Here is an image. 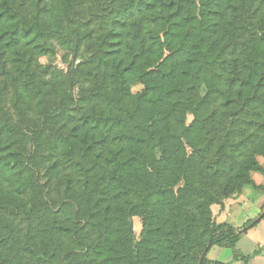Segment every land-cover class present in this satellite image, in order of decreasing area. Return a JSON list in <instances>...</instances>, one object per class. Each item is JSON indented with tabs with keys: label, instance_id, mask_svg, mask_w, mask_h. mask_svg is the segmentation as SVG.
Segmentation results:
<instances>
[{
	"label": "trees",
	"instance_id": "trees-1",
	"mask_svg": "<svg viewBox=\"0 0 264 264\" xmlns=\"http://www.w3.org/2000/svg\"><path fill=\"white\" fill-rule=\"evenodd\" d=\"M0 67V264L258 254L211 206L264 193V0H0Z\"/></svg>",
	"mask_w": 264,
	"mask_h": 264
},
{
	"label": "rangeland",
	"instance_id": "rangeland-1",
	"mask_svg": "<svg viewBox=\"0 0 264 264\" xmlns=\"http://www.w3.org/2000/svg\"><path fill=\"white\" fill-rule=\"evenodd\" d=\"M51 47L52 53L49 56L39 58L41 71L47 72L49 68H53L64 73L67 72L69 63L72 62L71 51L62 49L58 42L52 43ZM85 59L86 56H83L82 58L76 59L74 63L78 64ZM3 77V70L0 67V80ZM134 91L137 90L135 89ZM190 119L191 117H188L187 121L189 122ZM259 161L262 165H264V158H259ZM252 179L254 180L256 185H264V177L259 174H252ZM211 208L212 218L215 223H226L233 228L234 226H236V229H241L247 225L248 221L254 220L264 210V193L261 191L253 190L252 188H244L240 195H233L228 199H224L222 200L221 204L212 205ZM132 225L135 239H138L141 230L139 219L134 218L132 220ZM16 229L20 230L22 229V227L20 228L18 226L16 227ZM248 231H251L250 234L243 238L242 243L239 244V246H236L237 250L238 247H240L243 250L250 251L252 248V244L264 243V220H261L255 227L249 229ZM242 235L244 234H241V236ZM262 250L264 251V248ZM225 252L228 253V255H231L230 249H227ZM216 255L217 256H215L214 258H219L222 260L223 258H225L224 254Z\"/></svg>",
	"mask_w": 264,
	"mask_h": 264
},
{
	"label": "crops",
	"instance_id": "crops-1",
	"mask_svg": "<svg viewBox=\"0 0 264 264\" xmlns=\"http://www.w3.org/2000/svg\"><path fill=\"white\" fill-rule=\"evenodd\" d=\"M211 212H212V208H211ZM248 220V219H247ZM255 227V226H254ZM234 228L236 229V226H234ZM252 231V230H251ZM251 231H246L247 233H243L244 235L240 236L236 246H239V244L242 243L243 238H245L246 236H248L250 234ZM264 248V243H255L252 244V248L250 251L247 250H243L242 248L238 247V250L241 254L245 255H252L254 252H258V254H256L255 256H252L249 261L247 262V264H264V251L262 250ZM227 249L225 248H221V247H213L210 249V251L207 254V259L211 262L217 261V262H221V263H227V264H243L240 261H232V256L228 255V253H226ZM247 251V252H244ZM251 252V253H250ZM216 254H224L225 258L219 259V258H214L215 256H217Z\"/></svg>",
	"mask_w": 264,
	"mask_h": 264
},
{
	"label": "water",
	"instance_id": "water-1",
	"mask_svg": "<svg viewBox=\"0 0 264 264\" xmlns=\"http://www.w3.org/2000/svg\"><path fill=\"white\" fill-rule=\"evenodd\" d=\"M263 217H264V210L260 213V215L258 217H256L254 220H252L251 223H249L248 225H246L245 227L240 229L239 233H243V232L248 231L249 229L253 228L257 223H259L262 220ZM205 253H206V250L202 251L198 264H201V260L204 257Z\"/></svg>",
	"mask_w": 264,
	"mask_h": 264
}]
</instances>
